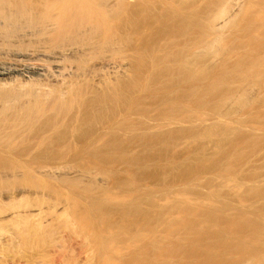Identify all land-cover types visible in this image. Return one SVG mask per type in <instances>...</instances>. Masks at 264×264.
Masks as SVG:
<instances>
[{
	"label": "rangeland",
	"instance_id": "374dc122",
	"mask_svg": "<svg viewBox=\"0 0 264 264\" xmlns=\"http://www.w3.org/2000/svg\"><path fill=\"white\" fill-rule=\"evenodd\" d=\"M165 1L168 0H151V7L159 9L174 1L176 8H180H170L171 12H165L163 18L154 12V16L162 18V21L151 24V37L147 38H151V46L148 47L146 41L140 45V55L145 56H140L143 59L139 60L144 61L145 58V65L140 61L142 65L137 64L135 68L140 84L137 88L139 101L137 99L136 102L141 104H136L139 116L135 121L138 122L137 127L134 125L137 130L133 125V135L115 133L111 137L108 134L95 144L96 137L100 136L96 133L101 132L105 122L99 115L89 122L90 128L86 125L89 133L82 128L85 133L81 134V140L75 139L81 142L80 145L71 142L72 148L60 150L62 152L22 156L3 151L0 153V193L21 186L31 187L32 193H26L24 197L15 195L16 198L1 196L0 213L41 205L45 210L48 208V212L59 206L58 211L63 214V203L76 204L78 200V214L93 218V240L100 229L104 232H99V235H105H101L104 237L101 243L103 254L110 250V247L108 250L104 247L109 244L106 239L110 232L129 236L133 234L129 224L136 222H140V230L148 231L145 237H150L149 240H142L137 247L139 253L136 251L135 256L130 253L124 259L128 262L123 261L124 264H264V0H232V21L228 26L219 19L222 0ZM165 6L163 8L169 9ZM156 12L160 13L159 10ZM214 20L218 24L215 28L210 24ZM178 32L181 36L183 32L186 37H175L181 39L174 45L171 43L179 47L167 49L170 52L175 49L170 53L172 57L165 56L167 50L159 53L160 43L170 39V34L178 35ZM210 37L219 42L215 52L211 50L214 54L208 49L206 52L203 47ZM158 39L161 47L157 44ZM183 49L186 55H181ZM194 51L192 55L196 54L197 58L190 55ZM161 96H168L166 98L170 102L166 98L162 100ZM146 104L150 105L149 109ZM180 118L183 122L178 121ZM166 124L169 127L165 128ZM83 144H88L87 149L80 148ZM30 169L37 176L27 175V178L25 171L22 173ZM22 174L25 177H21ZM39 175L42 176L40 179ZM75 210L72 207L62 216L63 222L46 229L44 234L48 246L41 245L39 239H30L28 245L8 250V254L1 256L0 264L10 261L24 264L22 261L26 256L41 250L45 251L42 264H61L63 257L70 256L80 259L82 250H85L83 237L63 226L66 218L69 217L66 221H72ZM15 223L4 221L0 224V231L3 234L16 233ZM32 231L26 229L27 234ZM116 246L120 248L123 245ZM124 248L122 250L127 249Z\"/></svg>",
	"mask_w": 264,
	"mask_h": 264
},
{
	"label": "bare ground",
	"instance_id": "6f19581e",
	"mask_svg": "<svg viewBox=\"0 0 264 264\" xmlns=\"http://www.w3.org/2000/svg\"><path fill=\"white\" fill-rule=\"evenodd\" d=\"M158 1L160 2V0ZM169 1L171 0H168L165 2L168 3ZM231 1L232 0H222L221 5H223V7H221V10L219 13V19L224 20V25H227L231 23L232 21V18H231L232 16L230 15L232 14L231 12L233 10V7H232L233 5ZM164 6L162 5V7L159 9L155 7H151V0H0V153H2L3 151H6L11 154L14 153L15 155L29 156L31 154L40 155V154H45V153H53L56 151L62 152L64 149L66 150L67 147L72 148L70 146L72 143H75L74 145L76 146L80 145L81 142L78 143L76 142L78 140L75 141V139H80L81 134L83 132L85 133V131L82 130V128H84L87 132L88 128L86 127V125H88L90 121L95 120L99 115H102L104 117L106 124L105 122L104 124L101 122L103 124L102 129H100L101 132H98L99 129L98 131L96 130V132H98L96 134H99L100 136L96 137L97 141L95 142V144L97 142L99 144V141H101V137L103 136L107 137L108 134L111 135V137L112 135L115 136L114 135L115 133L116 135L120 133V135L122 134V136L123 134H126L127 136V134L129 135L130 133H131L130 135H133L136 129L135 125L138 123V122L137 123L135 122L138 120L137 116H139L137 115L139 110L136 108V104L138 103L136 101L138 99L137 98V90H138L137 88L140 87V84L138 85V81L136 78L137 72L135 73L137 69L135 70V68H137L136 67L137 64L142 65L140 63L141 60H139V58L143 59L142 57L145 56V55L143 56L140 55L141 54L139 52L140 45L144 44L143 42L146 41L147 42L146 45L151 46V38L147 40L148 37H151L150 36L151 29H152L151 24L157 20L162 21L161 19L164 17V13L168 11L171 12V9L174 8L175 3L173 1V2H169L168 4H166L165 7L168 6L169 9L163 8ZM178 8H180V6ZM158 10L160 11V13L156 12ZM154 12L156 14L158 13L157 16L159 18L162 16L163 17L161 19H157V16H154L155 14H153ZM161 12L163 15L161 14ZM179 12H182V11H179ZM152 16H154L155 18ZM215 21L217 20L210 22L213 28L218 26L217 22ZM187 32H188L187 34L189 35L191 34L189 31ZM174 34L173 35L170 34V39L164 40L167 42H164L163 41L164 38L162 39L163 35L161 36V39L163 42H161L160 45L162 47L159 46L158 43L161 40L158 39L157 44L159 47H161L160 48L161 50L158 51L159 53L162 50L163 52H165L167 49L173 48V47L175 48L177 46L176 41H179V39L182 38L183 32H182V36L180 33L176 36H174ZM187 34H184V35H187ZM178 36L179 37L181 36V38L177 40ZM164 37H165V34H164ZM167 37L169 38V36ZM210 38L207 39V42L204 41L206 42V44L204 43L205 45L203 46L205 47L204 50L205 49L209 50V51L207 50L208 52L214 51L216 49L215 46H217L216 43L217 44L219 43L218 39L214 37L211 39ZM174 42H176L175 43L176 46L171 45V43H173L174 45ZM162 48H164L165 50ZM169 50L165 52L166 54L165 56L170 55L169 58H171L172 56L170 53L171 52L173 53V50L175 49H171V52ZM196 51L190 52V55H192V53H195ZM198 51L196 52V54L199 53ZM214 52L212 53L214 54ZM183 53H184V49H183L182 54L181 53L180 54L186 55ZM149 54L151 56V52ZM161 54H160V57H161ZM196 54L192 55L193 58L194 57L197 58ZM197 60H199V58ZM144 61H145V58H144ZM144 61H141L144 63L143 65H145ZM149 65L151 66L150 63ZM176 77H173V78H176ZM143 84L141 86H143ZM165 85L167 86V84ZM165 98L162 100H165ZM166 99L167 101L169 100L168 98ZM159 101L160 103L163 102V101L161 102V100ZM164 103H167V102L165 101ZM139 104L140 103H138L137 105ZM148 106L150 105H147V108ZM148 112L149 114L151 113L150 111ZM148 112L146 111V113ZM200 114L201 112L199 113V115ZM204 116L206 115L204 114ZM182 118H180L181 120H178V121H182ZM168 120L169 118L167 119V121ZM184 121H185V118H184ZM167 124L165 128L169 127L168 125H170V124L168 125ZM133 125L135 129H132ZM157 125H155V127ZM176 126H179V125H176ZM155 127L153 126L154 129ZM149 128L150 130L152 129L151 127ZM147 132L148 134L151 133L150 131H147ZM121 143H125V141ZM87 145L88 144H85V145L83 144L80 146V148L85 149ZM88 148H90V145ZM24 171L26 173L25 176L27 178L28 176L34 177L36 175L35 172L32 173L31 169L29 171L23 170L22 173ZM23 176L24 175L22 174L21 177ZM41 177L39 175V179ZM234 186H236V184ZM13 188L11 189L12 191L10 190L8 191L7 189V191L5 190V192L0 193V199H2V197L4 196L8 198H13L15 195L23 196L26 193L28 194L32 193L31 187L21 186L19 188H16V190H13ZM34 192L38 194V191H34ZM119 196L120 195H118L117 197ZM117 197H116V200L118 201ZM175 197L176 196H174V198ZM39 199L40 201L38 199L37 200L40 203H42L41 198ZM112 199H115V198H112ZM119 199L121 198L119 197ZM122 200L124 201V199ZM123 201L121 203H123ZM159 201L161 202V199ZM64 202L66 201L64 200ZM78 202L79 201L76 200L75 202L76 204L71 203V202L63 203L62 208H61V211L63 214H61L58 211L59 206L54 207V211L48 212L46 211L48 208L45 210L44 207H40L41 205L40 206L38 205V208H35V207L32 208L28 206L22 209L16 208L17 210L12 211V212L9 211L8 213H0V224L4 223V221L13 222V223H15L16 221L18 222V223H15L17 224L16 233L3 234L0 231V259H1V256H4L5 253L11 248L13 250L14 248H17L22 244L28 245L30 239L31 240L39 239L41 241V245L48 246L49 244L45 237L46 235L44 234V232L46 231V229L48 230L50 228L55 227V225L59 221L63 222V219H64L63 215L64 214L66 215L67 214L66 211H68L72 207H73V210L76 209L74 211L75 214L74 213H73L74 215L72 214L73 215L71 219L72 221L68 222L66 220L67 219L69 220V217L66 218L63 226L67 229H70L75 235H80L83 237L84 240L82 241L83 242L82 246L85 247V250L84 249L82 250L83 256L82 257L80 256L79 257L80 259H74V258H71V256L68 258L63 257L61 264H116V263L118 264L119 263L118 261L128 262V260H124V259L128 258V255L130 253L134 256L137 255L136 253L139 251V250L137 251V247L139 248L138 244H140L142 240H144L145 242L147 238L149 240L150 237H145V236H148L147 234L148 231L146 230L144 231L143 230L144 228L140 230L139 228L140 222L138 223L139 224L138 225L136 222L137 219H135L136 224L134 223L132 225L129 222L130 223L129 229L132 230L131 228H133L132 230L133 234H130L129 236H127V234L126 235L123 234L125 238L122 235V233H119V232H118L119 233L118 235L115 234L116 232L115 233L110 232V234H108L110 236L108 237V239H106V241L109 242V244L107 242L106 243L109 246L105 244L104 247L107 250H108V247H110V250H108L107 253L103 254L104 252H102L101 250L103 249V245L101 243L104 242V237H102L101 235H104V234L99 235V232L101 231L100 229L99 232L96 234L95 240H93L94 228H92V225H91V221L93 220V218L89 216L90 214L88 211L87 212L89 215L87 213L86 215H88L89 217L82 216L83 213L81 215L78 214L79 212V211L77 212V209L79 206L77 205ZM118 202H120V200ZM161 209L160 211H162ZM49 210H52V209L49 208ZM154 215L156 214L154 213ZM23 226H25V228ZM28 228L30 230H33L32 232L28 233L29 235L26 233V229L28 231ZM134 229L136 230L135 232H134ZM93 242L94 244H92ZM150 242L151 241H148V243ZM39 243L40 242H37V244ZM117 244H120L123 246H120L119 248V246H116ZM128 246L130 247L128 248ZM123 248L124 249L127 248V249L122 250ZM99 253H101L100 254L101 257L99 255V258H98ZM44 255H45L44 250L38 251L34 255L26 256L24 262L22 261V263L42 264ZM7 256L8 255H6L5 257ZM8 264H15V262L12 263V261H10ZM122 264H124V262ZM128 264H131V263H128Z\"/></svg>",
	"mask_w": 264,
	"mask_h": 264
}]
</instances>
